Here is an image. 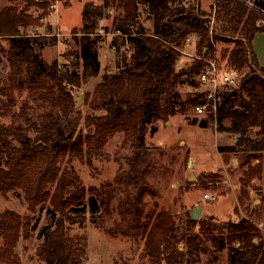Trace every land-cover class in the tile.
Segmentation results:
<instances>
[{
    "label": "trees",
    "instance_id": "16d2710c",
    "mask_svg": "<svg viewBox=\"0 0 264 264\" xmlns=\"http://www.w3.org/2000/svg\"><path fill=\"white\" fill-rule=\"evenodd\" d=\"M115 2L124 10L115 26L121 36L112 40L116 72L105 75L87 94L86 114L73 105L72 87L100 69L96 46L101 35L93 18L99 12L83 10L77 52L81 71L44 59L42 50L54 38L19 28L37 25L36 20L4 16L7 28L0 35L8 37L3 55L9 70L0 76V192L20 191L28 213L0 210V264H20L17 241L38 225L37 208L41 213L45 205L49 221L40 228L37 257L44 264H83L85 238L71 234L67 223L84 220L86 201L96 227L141 245L140 256L150 264H193L203 253L223 250L226 264H264V235L249 218L216 223L195 221L187 213L177 220L141 185L153 153L145 141L146 127L207 101L200 90L182 100L179 86L187 82L200 88L197 74L214 56L216 43L223 42L232 44L221 50L227 63L248 70L240 78L242 93L231 86L218 94L216 130L236 136L234 144H219L218 150L242 160L239 204L248 207L245 185L252 178L262 181L258 191L264 199V65L251 48L254 35L264 31V18L238 0H213L209 11L201 8L200 0ZM138 5L153 19L151 31L136 25ZM188 36L195 38L197 55L178 68L177 48ZM6 116L8 123L2 120ZM207 125L206 118L199 121V126ZM155 129L151 125V132ZM117 133L131 152L125 156L126 168L112 180L86 186L73 160L90 162Z\"/></svg>",
    "mask_w": 264,
    "mask_h": 264
},
{
    "label": "rangeland",
    "instance_id": "374dc122",
    "mask_svg": "<svg viewBox=\"0 0 264 264\" xmlns=\"http://www.w3.org/2000/svg\"><path fill=\"white\" fill-rule=\"evenodd\" d=\"M116 0H0V30H6L4 16L24 15L28 23L36 20V24H27L19 27L24 32H40L47 39L54 38L53 45H47L42 50V56L48 62L56 59L60 67L76 68L81 71V61L78 49L83 23V10H97L93 14L96 22V31L101 35L97 43V55L100 69L95 76L80 80L77 86L72 87V102L81 114L90 110L85 98L90 95L97 84L105 75L116 72V52L113 39L121 35L115 26L124 15L122 6ZM213 0H200L201 8L205 11L211 9ZM6 11L9 14H5ZM95 11V12H97ZM138 19L136 25L143 26L151 31L153 19L147 14L145 8L138 5ZM189 45L181 46L185 52L180 53L175 66L181 67L192 61L197 55L195 38L189 36ZM50 40V39H49ZM8 47V37L0 35V76H5L9 70L7 59L3 50ZM231 43L217 42L214 55L220 65L228 69L236 78L233 88L237 93H242L239 83L242 75L248 68L237 69L230 66L226 57L221 54L222 48H231ZM251 48L259 65H264V31L257 32L252 41ZM77 62L78 66L73 64ZM199 87L187 82L179 86L180 97L186 100L196 93ZM80 99L79 105H76ZM19 101L15 110L19 109ZM212 114V117H211ZM206 118L208 125L199 126V121ZM3 122L8 123L9 117H3ZM194 120V122L192 121ZM151 125L155 126L151 132ZM145 129V141L153 151L149 171L142 179L146 190L152 191L154 199L158 200L162 209L170 210L179 220L185 214H190L194 207L201 206L197 219H211L216 223L226 220L237 221L241 217L249 218L256 224L264 235V199L259 194L263 183L257 178H252L245 185L248 196L245 203L240 205L238 198L242 190L240 177L242 176V160L238 154L223 155L218 150L219 144H234L236 136L227 132L216 130L215 113L207 107L203 113H195L192 106L187 107L185 113H176L166 119H157ZM128 144L123 145L120 133L114 135L102 154L93 156L90 162L74 159L72 165L80 175L83 183L99 185L101 182L112 180L116 174L126 168V155H130ZM253 160L251 164H255ZM209 194L211 197H205ZM149 197H145L148 199ZM47 205L40 213L38 225L29 230L27 237H20L15 251L20 264H44L36 254L39 243L40 228L48 223L49 217L45 212ZM14 209L21 214L28 213L27 204L20 191L0 192V210ZM82 213L84 220L67 223L69 232L85 238L86 259L83 264H150L142 254L141 245L137 246L129 238L110 234L94 225L90 220V211L86 203ZM197 228H195L196 230ZM256 241V238L253 239ZM179 248L183 249L180 243ZM216 256V259H214ZM193 264H226V251L206 252L201 255L200 261Z\"/></svg>",
    "mask_w": 264,
    "mask_h": 264
},
{
    "label": "built area",
    "instance_id": "2783aa9c",
    "mask_svg": "<svg viewBox=\"0 0 264 264\" xmlns=\"http://www.w3.org/2000/svg\"><path fill=\"white\" fill-rule=\"evenodd\" d=\"M243 3L249 9L257 12L264 18V0H238ZM211 24L214 23L213 16L210 17ZM190 37H186L185 43L189 45ZM180 53H184L183 49L177 48ZM197 80L199 81L200 91L204 92L207 101L202 104H195L193 111L195 113H203L207 107H211L215 113L217 102L219 99V92L224 87H231L235 84V76L224 66L220 65L219 60L213 56L206 59L205 67L197 74ZM205 197H211L209 194H205Z\"/></svg>",
    "mask_w": 264,
    "mask_h": 264
},
{
    "label": "water",
    "instance_id": "95a60500",
    "mask_svg": "<svg viewBox=\"0 0 264 264\" xmlns=\"http://www.w3.org/2000/svg\"><path fill=\"white\" fill-rule=\"evenodd\" d=\"M79 103H80V99H78V102L76 103V105H79ZM200 210H201V206L194 207L193 211L191 213V218L192 219H197L198 216H199Z\"/></svg>",
    "mask_w": 264,
    "mask_h": 264
}]
</instances>
